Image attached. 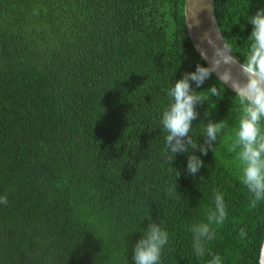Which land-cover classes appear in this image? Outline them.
Returning <instances> with one entry per match:
<instances>
[{"label": "trees", "instance_id": "16d2710c", "mask_svg": "<svg viewBox=\"0 0 264 264\" xmlns=\"http://www.w3.org/2000/svg\"><path fill=\"white\" fill-rule=\"evenodd\" d=\"M186 1L0 0V264H134L149 217L169 233L161 264L217 254L260 264L264 202L250 207L229 151L240 101L215 74L196 89L207 99L190 132L202 144L206 124L225 120L214 152L195 151L204 166L194 176L191 150L162 155L168 90L208 66L188 35ZM260 9L264 0L214 1L241 62ZM217 192L227 218L198 257L192 226L207 222Z\"/></svg>", "mask_w": 264, "mask_h": 264}, {"label": "clouds", "instance_id": "9594fccd", "mask_svg": "<svg viewBox=\"0 0 264 264\" xmlns=\"http://www.w3.org/2000/svg\"><path fill=\"white\" fill-rule=\"evenodd\" d=\"M248 21L253 26L248 38L251 40V45L242 63L226 42L222 47H218L209 39V43L215 49L210 65L198 64L195 71L185 72L183 77L176 80L174 86L168 90L167 95L171 102L164 109L161 118L163 130L167 133L162 155L171 161L173 155L177 156L191 150L187 172L194 176L204 166V161L195 154V151L199 149L203 155H207L209 151L214 152L218 137L226 126L225 120L209 121L206 124L205 139L202 144H197L190 132L193 121L199 117L197 106L207 99L196 89L214 73H218L217 79L230 86L240 101L242 114L239 118L236 138L229 151L234 152L241 163V183L251 194L250 207L255 208L260 202H264V9L250 16ZM201 59H208L203 51ZM222 66L227 67L220 71ZM232 66H238V74H234ZM208 92L211 96L220 97L217 85L210 87ZM179 176L180 172L177 177ZM0 203L7 204V197H0ZM226 218L227 210L223 195L217 192L215 207L208 212L207 222L192 226L193 248L198 257L204 256L205 243L214 239L216 232L214 226L222 225ZM148 220L145 233L133 247L134 264H161V257L169 240L167 230L152 221L151 217ZM241 235H245L243 229ZM260 250L264 254V243H261ZM208 264H222V258L218 254L214 255Z\"/></svg>", "mask_w": 264, "mask_h": 264}, {"label": "water", "instance_id": "95a60500", "mask_svg": "<svg viewBox=\"0 0 264 264\" xmlns=\"http://www.w3.org/2000/svg\"><path fill=\"white\" fill-rule=\"evenodd\" d=\"M214 1L215 0H187L185 3V20L188 35L198 53L200 55L202 51L206 53L208 59L205 60V62L208 66L215 52L214 47L209 43V39L218 47H222L225 42L216 21ZM218 36L221 38H218ZM224 67L227 66H222L220 71H223ZM232 67L234 74H238V66ZM214 74L216 77L218 76V73ZM227 87L233 91L230 86ZM262 243H264V238ZM259 262L260 264H264V254L261 253V250Z\"/></svg>", "mask_w": 264, "mask_h": 264}]
</instances>
